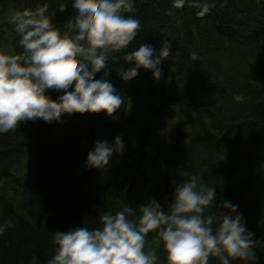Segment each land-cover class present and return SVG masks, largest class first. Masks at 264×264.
I'll use <instances>...</instances> for the list:
<instances>
[{"label":"trees","instance_id":"1","mask_svg":"<svg viewBox=\"0 0 264 264\" xmlns=\"http://www.w3.org/2000/svg\"><path fill=\"white\" fill-rule=\"evenodd\" d=\"M209 2L211 11L199 17L188 6L172 9L171 0H137L134 15L142 26L125 51L141 42L159 48L171 39L172 56L162 61L159 81L143 68L123 81L118 65L110 66L108 79L125 97L117 113L65 114L50 127L21 124L0 134V264H29L33 254L47 264L55 230L98 226L100 211L118 210L121 196L133 207L149 199L151 153L161 161L156 193L165 208L188 172L216 187L218 203L238 204L254 238L264 240V0ZM35 3L0 0V48L19 50L9 17ZM50 11L58 25L68 15L56 13L55 5ZM237 92L246 99L237 102ZM133 123L138 146L129 132ZM117 135L125 151L107 169L86 168L94 141ZM150 233L145 250L154 248L158 264H167L163 242L150 243ZM256 253L264 264V245ZM210 264L220 262L213 257Z\"/></svg>","mask_w":264,"mask_h":264},{"label":"clouds","instance_id":"2","mask_svg":"<svg viewBox=\"0 0 264 264\" xmlns=\"http://www.w3.org/2000/svg\"><path fill=\"white\" fill-rule=\"evenodd\" d=\"M136 3L36 0L34 6L12 12L9 21L19 50L0 48V134L21 124L50 127L63 122L65 114L117 113L125 97L108 79L112 65H118L116 74L123 81L135 78L141 68L159 81L162 61L172 56L173 41L163 40L159 48L141 42L125 51L142 26L134 15ZM171 4L172 9L193 8L199 17L212 8L209 0H171ZM52 5L56 13L68 12L59 25ZM190 57L195 61L199 54L192 51ZM97 73H102L100 78ZM46 94L59 98L50 103ZM234 99L242 102L246 97L237 92ZM128 101L130 109L131 98ZM125 147L121 135L111 142L96 139L85 167L107 169L113 155L122 154ZM184 175L188 178L174 186L167 208L155 197L133 207L121 196L118 210L100 211L98 226L55 230L54 253L47 264H158L156 250H145L149 232L163 242L167 264H210L213 257L220 264L237 259L258 264L256 248L264 240L254 238L239 205L227 199L218 203L214 185L202 183L197 175ZM4 230L0 228V234ZM29 264H39V258L33 254Z\"/></svg>","mask_w":264,"mask_h":264},{"label":"rangeland","instance_id":"3","mask_svg":"<svg viewBox=\"0 0 264 264\" xmlns=\"http://www.w3.org/2000/svg\"><path fill=\"white\" fill-rule=\"evenodd\" d=\"M136 128L138 127L135 125V123L131 124L129 126V132L130 134L132 133L131 136L133 139V144L135 146H138L137 141H138L139 132H137ZM160 167H161V161L154 156V153L147 155L146 171H147V175L149 177L150 184H151V191L149 194V199L152 197H155L161 203L160 198L158 194L156 193V189L158 188V183L160 181V177H159V173L161 170ZM155 237H156V234L154 232H151L149 234L150 243L155 240Z\"/></svg>","mask_w":264,"mask_h":264}]
</instances>
